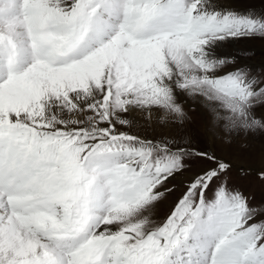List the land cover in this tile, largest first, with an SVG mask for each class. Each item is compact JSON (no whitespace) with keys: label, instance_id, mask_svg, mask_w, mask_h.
<instances>
[{"label":"snow or ice","instance_id":"obj_1","mask_svg":"<svg viewBox=\"0 0 264 264\" xmlns=\"http://www.w3.org/2000/svg\"><path fill=\"white\" fill-rule=\"evenodd\" d=\"M253 38L237 0H0V264H264V206L178 132L194 98L264 135V72L224 50Z\"/></svg>","mask_w":264,"mask_h":264},{"label":"rangeland","instance_id":"obj_2","mask_svg":"<svg viewBox=\"0 0 264 264\" xmlns=\"http://www.w3.org/2000/svg\"><path fill=\"white\" fill-rule=\"evenodd\" d=\"M238 3L248 6L253 4L258 10L264 9L259 0H237ZM225 51H236L247 53L245 59L250 65H254L257 71L264 72V39L253 38L239 40L226 44ZM184 110L187 122L183 129L178 132L187 131L205 148L217 151V154L232 164L226 179L229 186L239 189L249 200V203L257 208L264 206V135L252 133L246 135L249 130H241L237 138L228 132L221 133L223 139L216 135L212 128V116L203 103L194 98H186ZM259 114H264V108H258ZM137 119H143L138 116ZM235 141V143H231ZM199 146V145H198ZM203 162L193 161L192 172L200 171ZM181 195L174 192L167 199L155 205L150 213L151 218L159 222L163 219L173 202ZM264 220V212H260L254 222Z\"/></svg>","mask_w":264,"mask_h":264}]
</instances>
